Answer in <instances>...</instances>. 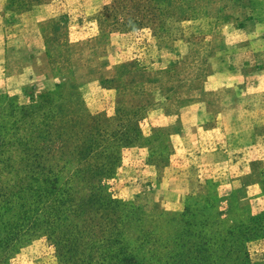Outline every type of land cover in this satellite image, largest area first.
<instances>
[{
    "label": "rangeland",
    "instance_id": "obj_1",
    "mask_svg": "<svg viewBox=\"0 0 264 264\" xmlns=\"http://www.w3.org/2000/svg\"><path fill=\"white\" fill-rule=\"evenodd\" d=\"M159 2L0 0V264H264V162L233 189L199 165L206 138L174 140L216 112L264 123V21L251 0Z\"/></svg>",
    "mask_w": 264,
    "mask_h": 264
},
{
    "label": "crops",
    "instance_id": "obj_2",
    "mask_svg": "<svg viewBox=\"0 0 264 264\" xmlns=\"http://www.w3.org/2000/svg\"><path fill=\"white\" fill-rule=\"evenodd\" d=\"M251 3L252 8H254L253 20L264 21V8H259L262 3L264 4V0H251ZM163 26L165 24L162 23L161 28H159L162 33L165 30ZM144 30L148 31V29ZM231 33L246 34L247 32L243 28H238L233 29ZM147 34L150 35V33ZM238 77L240 78V76ZM261 113L260 110L248 111L239 108L225 115L216 112V118L213 121L215 123L209 128L204 129L201 125L195 133L192 129L193 124H183L182 135L174 136V140L179 141L178 143L181 142V148L190 151L192 144H198L203 149L205 141L203 142L201 137L206 138L208 146L212 145L211 151L206 154L200 151L201 154L198 158L204 163L199 165L206 171L213 173L216 178H225L228 185L233 189L240 188L242 187V180L252 176L254 163L264 162V158L256 157L264 149V139H260L256 133V130L264 125L259 118ZM180 117L182 116L180 115ZM189 136H192V140H189ZM206 158L209 161L205 162ZM246 194L253 201H261L263 198L257 181L246 185Z\"/></svg>",
    "mask_w": 264,
    "mask_h": 264
},
{
    "label": "trees",
    "instance_id": "obj_3",
    "mask_svg": "<svg viewBox=\"0 0 264 264\" xmlns=\"http://www.w3.org/2000/svg\"><path fill=\"white\" fill-rule=\"evenodd\" d=\"M114 1H117V0H114ZM155 2H158V3H160L159 2V0H155ZM112 9H113V7H112ZM160 24H162V23H159L158 25H157V27H155L154 28V32L155 31H157V29L158 28H161V25ZM24 114L26 115V110H24ZM3 137H6V135H3ZM3 142V139L2 140H0V144H2V145H6V143H2ZM0 155H2L1 153H0ZM0 163H2L1 161H0ZM74 181H76V179H72V180H70V182L69 183H66V184H64V187H66L65 189H62V193H66L67 195H71V192H70V189H69V187L71 188L72 187V183L74 182ZM53 182L54 183H57L58 182V180L57 179H54L53 180ZM27 188H28V186H26L25 188H23L24 190H27ZM93 189V188H92ZM61 193V190L59 191L58 189H57V198H59L60 196L61 197H63L64 195ZM94 198H95V195L93 196ZM199 198V197H198ZM27 200H31V204L30 205H26V204H24L22 207L25 209V216H26V219H27V221H28V223H26L25 224V226H27V227H30L29 229L31 230L32 229V227L34 226V222L33 221H31V220H33V218H34V216L36 215V213H35V210L36 211H38L39 210V208H38V203H36L35 201H33V199L31 198V197H29V198H27ZM195 200H198V199H195ZM200 200H203L204 202H206L207 201V199L205 198V199H203L202 197L200 198ZM99 201L101 202V204L103 205V203L105 204V205H112L114 202L112 201V200H107V199H102V197L101 198H99ZM32 206V207H31ZM184 216H185V212H184V214L182 215V216H180L181 218L180 219H176L175 217H172V216H170L169 215V218H168V222L171 224V223H178V221L180 222V223H182V224H184L185 222L184 221H182V219L184 218ZM168 217V216H167ZM24 220L25 219H22V220H20V221H22V223H24ZM59 220V219H58ZM259 217H258V215H255V216H253V217H251V221H254V222H259ZM30 222V223H29ZM36 226V225H35ZM246 226H249V228H250V226H251V223H247V225ZM234 229H237V227L235 226V227H233L231 230H229L227 233L228 234H231L232 233V231L234 230ZM227 231V230H226ZM238 231H239V229H238ZM250 232H254L255 231V227H251V229L249 230ZM197 234V232H196V229H192L191 231H189V238H190V236H195ZM1 242V241H0ZM172 242H173V244H175L176 243V234L174 233L173 235H172ZM247 242H249V240L247 241ZM211 243V242H210ZM0 244H2V243H0ZM213 244H216V242L215 241H213L212 242V245ZM239 244H240V246L239 247H241L243 250L245 249V243H244V241L243 242H239ZM176 245H177V243H176ZM208 246V245H207ZM219 247L221 248V251H222V253L223 252H226V253H231V252H233V250H231V248L232 247H235V244L234 243H232V244H230V242H228V241H221L220 243H219ZM178 250V249H177ZM189 251V250H188ZM176 255H178V254H176V251H172L171 252V259H172V261H173V264H183V263H181V262H179L178 261V258L176 257ZM130 261H132V260H129V259H127V258H125V259H123L122 261H119V263L120 264H129L128 262H130ZM167 264V263H166ZM241 264H251L250 263V261H249V259H248V256L245 254L244 255V259H243V261L241 262Z\"/></svg>",
    "mask_w": 264,
    "mask_h": 264
}]
</instances>
